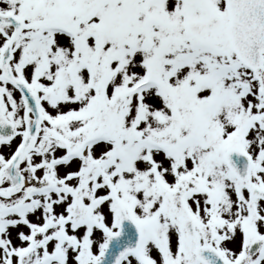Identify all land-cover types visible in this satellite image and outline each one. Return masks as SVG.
I'll return each mask as SVG.
<instances>
[{"label": "snow or ice", "instance_id": "6c2138e0", "mask_svg": "<svg viewBox=\"0 0 264 264\" xmlns=\"http://www.w3.org/2000/svg\"><path fill=\"white\" fill-rule=\"evenodd\" d=\"M0 264H264V0H0Z\"/></svg>", "mask_w": 264, "mask_h": 264}]
</instances>
